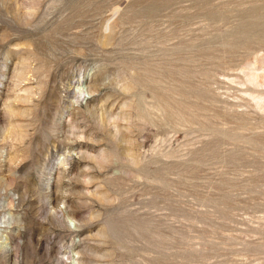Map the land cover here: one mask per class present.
I'll return each mask as SVG.
<instances>
[{"label": "rangeland", "instance_id": "obj_1", "mask_svg": "<svg viewBox=\"0 0 264 264\" xmlns=\"http://www.w3.org/2000/svg\"><path fill=\"white\" fill-rule=\"evenodd\" d=\"M0 264H264V0H0Z\"/></svg>", "mask_w": 264, "mask_h": 264}, {"label": "bare ground", "instance_id": "obj_2", "mask_svg": "<svg viewBox=\"0 0 264 264\" xmlns=\"http://www.w3.org/2000/svg\"><path fill=\"white\" fill-rule=\"evenodd\" d=\"M77 93L80 95L81 93H83V88L80 86V87H77ZM88 93V92H87Z\"/></svg>", "mask_w": 264, "mask_h": 264}]
</instances>
